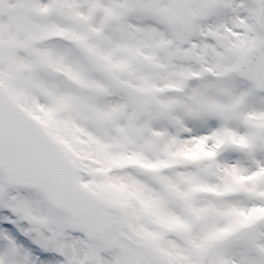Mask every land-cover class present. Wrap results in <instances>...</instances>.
<instances>
[{"label": "snow or ice", "instance_id": "6c2138e0", "mask_svg": "<svg viewBox=\"0 0 264 264\" xmlns=\"http://www.w3.org/2000/svg\"><path fill=\"white\" fill-rule=\"evenodd\" d=\"M0 264H264V0H0Z\"/></svg>", "mask_w": 264, "mask_h": 264}]
</instances>
